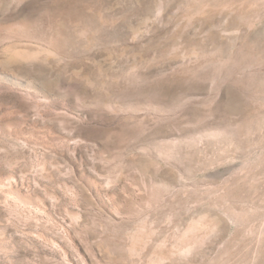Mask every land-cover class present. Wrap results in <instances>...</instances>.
<instances>
[{"label":"rangeland","instance_id":"rangeland-1","mask_svg":"<svg viewBox=\"0 0 264 264\" xmlns=\"http://www.w3.org/2000/svg\"><path fill=\"white\" fill-rule=\"evenodd\" d=\"M0 264H264V0H0Z\"/></svg>","mask_w":264,"mask_h":264}]
</instances>
